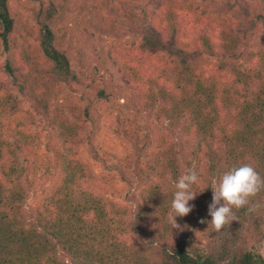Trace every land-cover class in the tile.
<instances>
[{
  "label": "trees",
  "instance_id": "1",
  "mask_svg": "<svg viewBox=\"0 0 264 264\" xmlns=\"http://www.w3.org/2000/svg\"><path fill=\"white\" fill-rule=\"evenodd\" d=\"M21 6V0H0V264H264L255 247L264 235V190L251 199L260 205L256 211L233 209L236 220L220 231L207 223L214 179L242 163L264 177V42L253 52L248 44L264 33V0L92 4L100 15L135 28L134 39L104 53L128 106L184 136V142H158V169L176 181L183 164H195L197 194L189 201L192 211L175 218L179 229L169 220L164 187L120 204L93 181L78 151L85 146L97 158L85 145L84 120L55 121L62 149L51 161L49 148L41 153L32 128L48 119L58 89L78 80L66 36L50 26L58 8L41 6L30 23ZM56 160L62 169L43 193Z\"/></svg>",
  "mask_w": 264,
  "mask_h": 264
},
{
  "label": "rangeland",
  "instance_id": "2",
  "mask_svg": "<svg viewBox=\"0 0 264 264\" xmlns=\"http://www.w3.org/2000/svg\"><path fill=\"white\" fill-rule=\"evenodd\" d=\"M94 1L21 0L20 12L28 17L30 23L36 22L41 6L51 3L58 8L50 26L57 35L66 36L64 45L67 58L78 80L58 89L59 94L50 101L48 119H40L32 128L35 142L38 144L41 140V153L49 148L50 161L54 160L57 151L62 149L59 135L52 127L54 122L78 117L84 120L85 145L95 152L97 158L94 159L85 146L78 148V151L88 159L93 181L98 186L104 185L103 191L109 199L128 204L132 196L140 199L141 196L158 193L161 186L164 187L163 193L168 194L166 201L170 203L175 192L174 179L158 169L153 153L162 137L184 142V136L180 131L172 130L168 123H159L153 116L128 106L125 92L120 88L118 77L110 69L104 53L113 47V43L134 39L135 28L122 19L113 21L100 15L92 9ZM41 2L43 5L40 6ZM262 42L264 33L255 34L249 39V50L256 51ZM4 58L5 54L0 51V63ZM94 68L98 72L93 75ZM98 90L104 91V98L97 97ZM28 107L24 104V111ZM56 161L57 170L54 169L55 165L50 169L51 177L45 182L43 193L52 188L56 174L58 176L62 169V161ZM47 166L48 161L42 165L38 176L46 171ZM194 167L195 164H183L182 174ZM43 189L36 198L29 199V206H33L42 196ZM260 221L264 233V208ZM255 247L264 257V235Z\"/></svg>",
  "mask_w": 264,
  "mask_h": 264
},
{
  "label": "clouds",
  "instance_id": "3",
  "mask_svg": "<svg viewBox=\"0 0 264 264\" xmlns=\"http://www.w3.org/2000/svg\"><path fill=\"white\" fill-rule=\"evenodd\" d=\"M247 159V158H246ZM198 175L194 169H187L184 174L174 181L175 192L170 203L168 213L173 228L179 229L176 217H183L192 211L189 201L195 198L193 185L198 182ZM212 200L208 206L211 220L207 223L220 231L226 224L236 220L233 209L239 210L245 206L249 212L256 211L260 205L251 204V199L264 190V177L250 163H242L225 171L213 180ZM205 223V221H201Z\"/></svg>",
  "mask_w": 264,
  "mask_h": 264
}]
</instances>
